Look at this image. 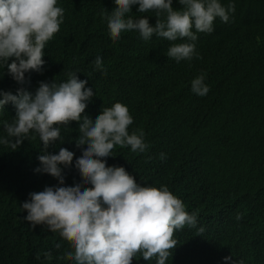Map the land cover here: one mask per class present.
<instances>
[{
	"label": "trees",
	"instance_id": "1",
	"mask_svg": "<svg viewBox=\"0 0 264 264\" xmlns=\"http://www.w3.org/2000/svg\"><path fill=\"white\" fill-rule=\"evenodd\" d=\"M58 3L64 21L45 46L42 71L26 73L18 84L0 69V89L34 92L39 81L59 82L78 71L94 92L82 115L94 117L102 107L122 102L133 116L129 132L142 129L149 145L143 153L116 145L113 156L104 158L107 164L124 166L142 185H167L187 211L197 212L196 228L174 231L177 245L166 264H226L224 256L264 264V0H232L228 22L216 18L212 32L197 33L199 58L180 62L164 54L179 40L143 41L129 31L114 41L99 15L102 8L115 7L112 0ZM221 3L227 7L229 0ZM173 7L182 6L173 0ZM131 15H147L151 24L156 20L152 12H136V6ZM97 55L103 70L93 68ZM199 74L209 86L204 96L190 91V80ZM14 116L11 102L0 109V121ZM77 128V121L61 125L63 142L55 141L47 151L65 147L75 160ZM0 135H6L2 125ZM40 149L32 133L16 149L0 144V264H73L71 258H58L70 247L67 240L23 219L20 203L28 193L58 183L33 171ZM64 175L68 185L82 179L72 166ZM199 227L204 230L198 234ZM132 264L155 262L134 258Z\"/></svg>",
	"mask_w": 264,
	"mask_h": 264
},
{
	"label": "clouds",
	"instance_id": "2",
	"mask_svg": "<svg viewBox=\"0 0 264 264\" xmlns=\"http://www.w3.org/2000/svg\"><path fill=\"white\" fill-rule=\"evenodd\" d=\"M112 2L115 7L111 11L102 8L99 15L114 41L129 31L138 33L143 41L153 36L179 40L164 52L176 62L199 58L195 50L197 33L212 32L216 18L228 22L229 13L234 11L232 0L227 7L221 0H176L180 8L173 7V0ZM133 6L138 13L152 12L155 23H149L147 15H131ZM64 11L58 0H0V69H6L18 84L25 82L26 73L42 71L45 46L59 31ZM91 63L94 70L105 67L99 55ZM77 72H69L67 79L59 82L39 81L34 92L22 87L16 94L0 89V109L9 102L15 107L10 122L0 121L6 133L0 135V144L16 149L30 133L37 135L41 154L33 171L49 174L58 182L28 193V199L20 203L26 210L23 219L32 227L43 225L67 240L70 247L58 258L66 256L73 264H132L134 258L166 264L169 250L177 245L174 231L185 225L196 228L197 212L187 211L167 185H142L124 166L107 164L104 158L113 156L116 145L129 146L134 153L145 152L149 145L142 129L129 132L133 116L122 102L102 107L94 117L82 115L94 92ZM204 80L203 74L192 78L190 91L206 95L209 86ZM70 121L78 122L74 141L80 154L75 160L74 152L65 147L56 153L47 151L55 141L63 142L61 125ZM69 166L82 178L71 185L65 183L64 175ZM203 230L199 227L197 233ZM44 257L51 259V253L45 251ZM222 260L242 264L231 256Z\"/></svg>",
	"mask_w": 264,
	"mask_h": 264
}]
</instances>
